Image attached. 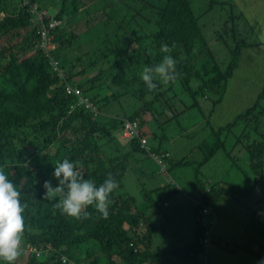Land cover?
I'll return each instance as SVG.
<instances>
[{
	"label": "trees",
	"instance_id": "16d2710c",
	"mask_svg": "<svg viewBox=\"0 0 264 264\" xmlns=\"http://www.w3.org/2000/svg\"><path fill=\"white\" fill-rule=\"evenodd\" d=\"M139 1L134 14L131 8L125 11L129 0L115 1L111 9L112 14H110L109 6H104L103 12L107 18L105 23L108 24V21L115 20L117 15L121 14L126 17V20L132 21L134 15H141L152 25L142 34L134 32V35H130L125 31L126 27H131L127 23L122 21V24L114 30L110 22L108 28L112 30L111 34H105L102 39L106 44L107 53L99 51L98 54H103L102 57L112 54L114 64L119 71L129 66L135 70L142 62L149 63L151 58L159 63L165 55L160 47L162 44H168L171 48L169 54L176 60L177 69L176 79L170 82L179 83L182 87L180 96L190 101L188 105H184L185 108L182 111L177 112L176 119H174L176 115L173 114L172 120L178 123L177 120H180L186 110L199 108L200 101L206 99L209 101V106L207 111L202 113L207 116L206 118H210L215 106L223 99L227 83L237 67L239 52L244 45L238 42L235 47L229 49L227 68L221 70L222 62L217 61L215 49L225 41L220 33L214 36L215 40L210 42L216 44L213 51L206 37L209 24L206 19L200 21L203 16L213 12L217 4L215 0H198L209 2L207 10L204 8L201 13L197 12L191 0ZM64 2L59 11L55 10L57 13H49L41 22L37 13L49 11L45 0H0L2 15L0 42L9 33H12L15 39H19L21 34L18 31L22 29L27 31L26 37L17 42V45L0 47V169L8 171L6 173L8 177L17 188L19 187L22 203L27 205L24 212L25 229L22 238L24 245L29 241L31 243L35 241L37 246H45L46 240H49L57 246L54 235L58 233L56 227L59 223L70 225V228L81 233V253L72 251L67 257L72 264H164V259H170V255L182 264H219L220 261L218 262L214 254H209L204 259L205 248L201 241L204 243L207 238L198 231L196 225L203 231L210 228L211 236L219 237L226 248L228 247L230 257L231 253H238L236 255L239 257L240 252L247 251V245L251 247L255 243L257 246L258 238L264 242V235L259 236L264 231V212L250 204L257 197V202L263 203L264 198V190L260 188V184L259 192H254V188L251 189L252 185L264 179V102L261 101L264 99V90L252 107L238 115L232 124L226 126L230 129L238 123L245 122V126L250 123V128L255 126L256 139L251 142L246 141L245 145L240 142H237L239 143L237 145L235 142L231 149H226L221 138L224 128L217 130L211 128L214 142L209 154L205 155L201 161L192 159L189 161L187 158L191 157L194 147L189 153L179 154V158L173 150L174 156L171 152L172 157L165 166L168 173L160 178V182L165 185L161 189L155 188L151 185L152 176L149 172L140 173V170L132 167L143 166L142 159L148 156L137 138L131 139L127 145L117 148L112 155L108 156L110 154L108 145L99 137H96V141L93 136L95 133L108 132L99 125L103 118L93 119L92 114L83 110L69 112V99L64 95L63 86L66 83L78 84L71 70L79 57L77 55V61L71 63L72 61H68L67 56L63 55L68 52L66 49L68 44L65 45V33H57V28L50 30L46 37L52 34L53 37H49L46 41L40 35L43 32L42 27L46 32L45 26L52 20H62L63 25L68 23L65 16H62L68 0ZM70 5L78 7L80 1L71 0ZM113 9L121 13H113ZM139 18L142 19L140 16ZM133 22L137 25L144 24ZM221 22L226 23L224 20ZM152 27H154L153 30ZM73 37L74 35H71L68 40L70 46L74 43ZM132 44H137L138 50L130 49ZM31 51L33 53L29 55L28 52ZM4 52L8 55L7 59L2 61ZM58 62L61 66H57ZM56 66L57 70H55ZM119 71L114 74V86L128 81L127 77L120 76ZM129 76L135 77V73ZM156 83L158 87L153 90L147 89L144 82H141L134 90L135 97L150 113H155L157 102L163 95L160 82L156 81ZM78 86L81 85L78 84ZM147 95H151L152 98L146 100ZM96 106L102 115L107 116L98 102ZM52 111L55 113L48 119L42 118ZM119 119L113 121L115 125H119L124 120L137 121L140 126L143 124L142 119H139L137 115ZM155 120V126H160L158 116ZM69 129L84 132L77 139L61 138V135L68 133ZM150 129L153 130L152 127H149V131ZM13 132H21V137L20 135L15 137ZM31 135L34 139L30 137ZM140 136H144V133ZM14 138H17L19 145ZM165 139L167 140L166 137ZM163 145L164 143L159 142L155 152ZM49 146H52V151L46 150ZM241 146L247 154L243 165L238 161L239 157H234L237 155L227 161L224 167L220 165L223 159L212 162L217 153L224 151L225 159H228L231 155L230 150L234 151ZM173 149H175L174 146ZM168 151L170 152L171 148ZM152 152H154L153 149ZM63 159L75 161L77 170L84 178L94 179L97 184L102 183L109 175L117 181L119 187L110 196L111 204L107 217L100 214L94 206L87 208L90 215L85 220H81V217H62L63 214L56 206L58 198L50 194L45 195L44 182L50 180L53 186L56 185L57 181L52 177L53 167L57 161ZM232 172L243 173V175L232 176L230 174ZM235 177L240 178L239 181L232 179ZM185 183L186 186H184ZM152 187L154 189L150 191ZM228 199L247 209L246 216L245 211L241 212V216H232L230 208L225 204ZM222 205L225 207L220 209ZM171 206L175 207L176 211L173 210L167 216L173 222L193 218L195 228L190 227L195 235L190 243L185 244L186 233L184 234L180 229L184 235L182 240L177 242L173 240L167 249L159 248L153 257L148 250L139 249L138 252H134L135 245L128 247L133 237L141 243L146 234L151 232L150 228H145V234L141 237L144 230L141 222H145L142 219L146 212L156 216L162 215L164 218V214L171 210ZM204 210H209V213L203 216L201 213ZM235 212L238 213L239 210ZM203 217L207 219L205 223L201 222ZM225 217L229 218L228 223L233 219V222L237 220L242 226L244 218L250 219L252 231L248 233L245 227L237 230L235 224L230 233L232 240H226L217 232L220 224H226L222 222ZM204 224L205 227H203ZM186 230L190 231V228L187 227ZM241 239L244 242H241ZM261 246L264 253V246L262 244ZM213 247L219 249L217 245ZM226 248H223V252H226ZM29 261L30 264H70L57 260L56 253L49 254L47 257L43 256L40 262L34 257H31Z\"/></svg>",
	"mask_w": 264,
	"mask_h": 264
},
{
	"label": "rangeland",
	"instance_id": "374dc122",
	"mask_svg": "<svg viewBox=\"0 0 264 264\" xmlns=\"http://www.w3.org/2000/svg\"><path fill=\"white\" fill-rule=\"evenodd\" d=\"M70 1L66 3V10H64V15L65 18L67 19V24L64 27L63 32L66 35V49L68 52L64 53L63 55L67 56L68 61H72L71 63L77 61V55L79 57V60L75 63V67L71 70V73L74 76V80L78 82L79 85L90 95L94 100L98 102V105L101 107L103 110L104 114H107V117H104L101 120V123L99 125H102L108 132L103 133H95L93 136L99 137L103 139L107 145L108 148L110 149V155H112V152H114L117 148H121L125 145L128 144L129 141H125L119 136V133L117 131V126L112 122V119L116 118H130L133 115H137L139 119H142L143 124V130L146 128L152 127L153 130L150 129V132H148L151 135V138L153 139V142L155 143L156 146L159 145V142L161 144L164 143V147L161 146L159 149H165V150H170V153L172 152L173 154V146H174V153L178 154L177 157L179 158V154H184V153H189L191 152V149L194 147V152L190 154L192 157H188L187 160L191 161L198 160L201 161L205 155L209 154L211 151L213 142H214V137L211 136V129L210 126L213 125L212 121H209V118H206L205 114L203 115V111L206 112L209 106V101L206 100H201L200 105L198 106L199 108H192L188 109L184 112L183 116L180 118V120H177V122L174 121L177 117V112L182 111L185 106L190 103V101H187V98L181 97L182 93V87L179 83L172 84L170 86L169 82L168 83H163L160 82L161 84V92L162 96L160 101L157 102V110L155 113H150L148 112L143 104L135 97L134 90L137 89L140 85L141 82V72L144 66H154L157 64V62L151 58L149 63H144L139 66L137 69H133L132 66H129V68H125L121 71L118 70L116 65L114 64V59L112 54H107L105 57H102L101 55L103 54H98L99 51H102L103 53L106 52V44L102 39H104V35L108 34L110 35L111 31L108 28V25L112 24L114 30L118 25H121L122 21L127 23L130 28L126 27L127 34L134 35L133 33L139 32L142 34L148 28L152 25V23H148L145 18L141 15H134V20L137 22H142L144 24L137 25L134 23L132 20L128 19L126 20L125 16H121V14L117 15L116 19H111L105 23L106 21V16L103 12V7L108 5L109 6V11L111 13L112 5L115 1L117 0H85L83 1V7H77V6H72L70 5ZM81 1V0H78ZM139 0H129V5L126 6L125 11L129 10L131 8L132 14H134L135 9L138 8L139 6ZM192 4H195V9L197 10L198 13H201L203 9L207 10V7L209 5V2H200L198 0H191ZM65 4L64 0H45L46 6H49V13H57L62 7V4ZM44 4V5H45ZM49 4V5H47ZM93 9V10H92ZM57 10V11H55ZM77 10L76 13H74ZM113 13L116 12V9H113ZM231 11L236 13L237 9L235 6V9ZM230 12V7L227 6H216L213 10V12L206 14L203 16V18L200 21H204L206 19L207 24H209L208 29L206 32V37L209 42L210 48L214 51V48L216 47V44L210 43L215 40L214 36L221 34V38L225 41V43H219L220 45L217 46L215 50L217 61L222 62L221 63V70L226 69V65L229 62V49L233 48L237 45V41L239 39H243L245 41L248 40V35L244 32L242 26L240 25L242 22L238 20V18L232 19H227V16ZM116 13H121V12H116ZM92 15V16H91ZM105 16V20L103 17ZM139 16L142 18L140 19ZM220 16H224V18H220ZM2 15L0 14V18ZM124 17V18H123ZM133 17V16H131ZM225 21L226 23H222L221 21ZM240 21L239 25L238 21ZM92 21H94V24L92 25ZM124 23V25H125ZM126 26V25H125ZM152 30L154 27L151 28ZM133 31V32H132ZM21 34V37L19 39H15L12 36V33H9L6 37H3L1 42H0V47L6 46L8 47L10 44L17 45V42H19L21 39L26 37L27 31L26 30H19L18 31ZM121 33V32H120ZM71 35H74V43L70 46L68 43V40L70 39ZM11 38V39H10ZM96 39V40H95ZM91 45V46H90ZM119 47V46H118ZM137 49L138 50V45L137 44H132L130 46V49ZM114 50V49H113ZM117 52V51H116ZM251 53L252 51H248ZM29 55H31L33 52H28ZM107 53V52H106ZM138 53V52H137ZM243 53V52H242ZM7 52H4L2 55V61L7 59ZM240 56V52H239ZM239 59V57H238ZM66 61V60H64ZM217 62V63H218ZM260 61H257L255 58L250 60L248 62L246 58L242 61V64L240 62L237 64L238 72L235 73L234 79L232 82H229L228 87L231 88L233 85L236 87L237 85L242 86L244 89L247 88V84L245 82H242L245 79L246 73H249L255 65H257ZM144 64V65H143ZM219 64V63H218ZM224 67V68H223ZM119 71L120 76L125 78H128V81L122 82L119 86H114V74H116ZM135 73V77L129 76V74ZM174 85V86H173ZM152 98L151 95L146 96V100H150ZM201 99V98H200ZM164 112H163V111ZM55 111H52L48 114H45L42 118L44 120L48 119L51 115H53ZM160 114V115H159ZM173 114H175V118H173ZM159 117V122L161 123L160 126H155V117ZM209 121V122H208ZM227 121H224L223 124H225ZM243 124V129L239 128V125L232 127L228 130H224V132L221 135L222 140L225 143L226 149H231V147L234 145L236 142L243 143L244 145L247 142H251L254 139H256V136H253V133L256 132L254 127L250 128V123L247 124L248 126H245V122ZM26 129V128H25ZM24 129V130H25ZM73 129H69L68 133H65L61 135V138L66 137L67 139H77L79 136L81 137L84 131H76ZM161 132L163 134H161ZM16 135H20L21 137V132L15 133ZM67 134V135H66ZM32 139H34V136H30ZM167 138V140L165 139ZM246 137L247 140H246ZM14 141L16 142L17 145H19V141L17 138H14ZM97 141V139H96ZM188 145H187V144ZM239 143H237L238 145ZM242 144V145H243ZM187 145V146H186ZM241 145V144H240ZM152 147V146H150ZM106 149V147H104ZM47 151H52V146H49ZM229 152V151H228ZM230 157L228 159H225L226 157L224 156V151L220 154H216L212 160V162H217V159H223V163H220L223 167L225 166L224 164H227V161H230L231 158L234 157H239V162L243 165L246 158L247 154L246 151L243 150V147H238L236 150L232 151L230 150ZM148 156L142 159V164L143 166H138V168L132 166L136 170H140V173L142 172H154L155 171V165L153 164L150 154H147ZM174 156V154H173ZM223 157V158H222ZM141 158V157H140ZM131 165V164H129ZM246 168V166H244ZM130 171V170H129ZM243 172V171H242ZM232 176L237 175L241 177L242 174H239L238 172L235 173H230ZM249 175V174H248ZM235 177L232 178L234 180L239 181V179ZM152 181L151 185L154 186L156 185L157 182H159L158 178L156 179H150ZM159 187V185L155 186ZM264 187V186H263ZM127 191H129L128 188H125ZM226 207L230 208L231 215L236 216L239 215L241 216V212L245 211V214H247V209H245L242 205L237 204L231 199H228L227 202L225 203ZM225 206L222 205L220 209L224 208ZM239 210L238 213L235 211ZM173 210H170L164 214V218L162 215L156 216L154 215L153 217V222H154V235H153V240H152V245L151 247L153 248L152 251L158 252L159 250L156 249V247H163L164 249H167L169 247L168 244L172 242L173 239L169 234L163 235L160 233L163 229L167 231V227L170 226L168 224L167 220H170L168 218V214H171ZM223 212V210H222ZM228 216L227 214H225ZM172 220V219H171ZM174 220V219H173ZM228 217H225L222 219V222H225L226 224L222 223L218 227L220 229L217 231L219 235L223 236L226 238V240H232V235H230L231 231L235 227L237 230H241L242 227L246 228V231L248 233L251 232L252 228V223L245 224L242 226V224L238 223L237 220L233 222V219L228 223L229 221ZM176 221V220H174ZM183 224V226L187 225V219L180 220ZM244 222V220H242ZM172 224V223H171ZM171 227V226H170ZM186 233V240L184 241L185 244H188L191 242L193 239L192 235V230L191 232L188 230H184ZM145 234V230H143L141 236ZM167 234V232H166ZM176 235V232H175ZM184 235L180 236V238L176 239L175 241L177 242L178 240H182ZM241 242H244L241 239ZM238 244V242H236ZM248 248V245L246 246ZM250 249L257 251L258 253H261V249H258V247L255 245L251 246ZM170 259L166 258L164 259V264H182L177 258H174L173 256L170 255ZM250 261H254L253 258L249 257ZM21 261V262H20ZM26 262L20 258L18 261V264H25Z\"/></svg>",
	"mask_w": 264,
	"mask_h": 264
},
{
	"label": "clouds",
	"instance_id": "9594fccd",
	"mask_svg": "<svg viewBox=\"0 0 264 264\" xmlns=\"http://www.w3.org/2000/svg\"><path fill=\"white\" fill-rule=\"evenodd\" d=\"M223 3H217V4H223ZM24 4L25 3L23 2V5ZM217 4L216 6H220ZM78 7L82 8L81 3ZM33 10L35 9L33 8ZM76 12L77 11H75L74 13ZM37 14L39 20L42 22L44 18L47 17L49 12L41 11L38 12ZM221 17L224 18V16ZM103 19L105 20V16L103 17ZM227 19H230V17L227 16ZM63 20L66 22L65 19ZM93 24L94 21H92V25ZM45 27H46V35H47L50 32V30L55 28H57V33L63 32L65 25H63L62 20H52ZM42 29H44V27H42ZM40 35L42 34L40 33ZM49 37L52 38L53 34L47 37L44 35L45 41ZM160 50L161 52L165 53V55H163L162 57V60L154 66H147V65L144 66L141 72V80L144 82L147 89L149 90H153L158 87L156 81L168 83L170 81H174L177 76L176 60L173 58L172 55L169 54L171 52L170 46L168 44H162ZM58 65H60L59 62L57 66ZM62 73L66 77L63 71ZM67 87H70L73 91L68 93ZM63 90H64V95L69 99V103H68L69 112H74L75 110H83L92 114L93 119L97 117H102V118L107 117L102 115L101 112L98 110L96 106L97 101L94 100V98H92V96H90L81 86H78V84L72 85L70 83H66L63 86ZM78 92L79 94H76ZM114 120L115 119H112V122ZM127 123L136 125L134 127V132L130 136L124 135V128H125V124ZM232 123L233 122L228 123L227 125ZM116 126L119 136L122 139H124L125 141H130L131 139L137 138L140 142V145L144 147L145 152L151 155L150 158L153 164L155 165V171L153 173L150 172L152 176L151 179L158 178L159 182H157L156 185L154 186L159 185V188L161 189V187H163L165 184L163 182H160L161 180L160 178H162L163 175L168 173V169H166L165 166L166 164L169 163L172 154L165 149H158L155 152L157 146L153 142L151 135L148 133L150 132L149 128L143 130V127L139 125V122L124 120L123 122H121L119 125ZM226 126L223 127L225 131L228 130ZM212 129L215 130L214 128ZM141 133H144V136H140ZM256 133L257 132H254L253 136H256ZM152 149L154 150V152H152ZM7 172L8 171H4L3 169H0V264H18L20 258L26 262L25 264H30L29 259L31 257H34L36 261L40 262L43 256L47 257V255L54 253L57 254V260L61 261L62 263L69 262L70 264H72L70 261L67 260V257L72 253V251L81 253L82 245L80 243L81 233L78 232L76 229L70 228V225L66 226L62 223H59V226L56 227L58 233L54 235V238L57 242V246L52 242H50L49 240H46L47 243L45 242V246L43 245L37 246L35 241L32 243L29 241L28 244L24 245V240L22 241V238L25 229L24 212L27 205L25 203H22L21 192L18 190L19 187L17 188L15 183L8 177V175L6 174ZM52 177L57 181L56 185L53 186L50 180H46L44 182L43 187L46 189L45 195L50 194L58 198L56 206L59 208L61 214H63L62 217H67V216L71 218L81 217V220H85L89 218L90 214L87 211V208H89L90 206H94L95 209L104 217H107L109 215V207L111 204L110 196L119 187L117 181L113 179L111 175H109L106 179H104L102 183L97 184L94 179L84 178L81 172L77 170V164L75 161L69 159H63L62 161L56 162L55 166L53 167ZM259 184L261 185L260 186L261 189L264 190L263 187L264 179L261 182L259 181L256 184L252 185L251 189L254 188L253 189L254 192H259L258 190ZM153 189H154L153 187L150 188V191ZM254 192L251 193L253 194ZM257 199L258 197L252 200L250 204L254 207L259 208L264 212V198L262 199L263 203H258ZM171 207H172L171 210L176 211L175 207L173 206ZM208 213L209 210H204L202 211L201 214L204 216L207 215ZM154 215L155 214L146 212L145 217L142 219V221L145 222H141L142 224L141 227L144 230L145 228L151 229V232L146 234L145 238L143 239V242L141 241L140 243V241L139 242L137 241L136 237H133L132 238L133 241L131 240L130 243H128V247H131L132 244L135 245L134 252H138L139 249L148 250L150 251L152 257L156 253L152 251L153 248L151 247L153 235L155 232V230L153 229ZM205 220L207 219L203 217L201 222L205 223L204 222ZM66 221L69 222V220ZM167 221L171 227L168 226L167 231L165 229L160 231L161 234L167 236L169 234L173 239L176 240L180 238L181 235H183L180 232V229L184 232V230H186L187 227H189L190 232L192 230V235L194 238L195 232L190 227V226L194 227L195 225L193 218L189 217V220L187 219V225L185 226H183L181 221L177 222L176 220L173 222L171 219ZM246 223L249 224L252 222L250 219L244 218V225ZM196 227L198 231L199 232L201 231V234H203L207 238L205 239L204 243L201 241L202 246L205 248V250L203 251L204 259H206L209 256V254L211 255L213 250H217L222 253H228V254L230 253L229 251H227L228 247L226 248L225 243L219 237L211 236L210 228L204 229L203 231V229L200 226H199L200 228L197 225ZM203 227H205V224L203 225ZM262 235H264V231L259 236ZM258 239H257V243H258L257 247L258 249H261V253H258L257 251L250 249V247L247 248V251L250 252L251 255L250 257L254 259V261L252 262L249 260L248 255L246 256L247 262H249L250 264L254 262H258V264H264V253H263V247L261 246V244L264 246V242ZM136 241L137 243H135ZM48 243H50L53 247ZM214 245H217L220 250L217 249L216 247H213ZM159 248L164 249L163 247H158V246L156 247L157 250H159ZM223 248H226L225 249L226 252H223ZM231 257L235 260H238V258L241 257V255L239 257L238 255H231ZM219 264H229V262L225 260V261H220Z\"/></svg>",
	"mask_w": 264,
	"mask_h": 264
},
{
	"label": "crops",
	"instance_id": "0c3cea01",
	"mask_svg": "<svg viewBox=\"0 0 264 264\" xmlns=\"http://www.w3.org/2000/svg\"><path fill=\"white\" fill-rule=\"evenodd\" d=\"M83 1L85 0L80 1L81 6L83 5ZM215 1L217 3L224 2L223 4L217 5L230 7L228 16L232 19L238 18V20L242 22L240 25L244 32L248 35L247 41L243 42V39L237 41L244 45L240 50L238 63L240 62V64H242L244 58H246L248 62H250V60L252 61L253 58L260 61L249 73H246L245 79L242 81L247 84L246 89L240 85H237L236 87L233 85L231 88H226L222 101L215 106L214 112L209 118V121L211 120L213 123V125L210 126V129L214 128L216 130L219 129V127L226 126L228 123L234 122L238 115L244 113L258 101L259 95L264 90V0ZM235 6L237 11L234 15L231 9L234 10ZM220 18L222 17L220 16ZM240 21H238V24L236 25H239ZM248 51L252 52L249 53ZM239 69L240 68L237 66L233 70L227 86L229 82H232L235 73L238 72ZM261 101L264 102V99ZM227 120L228 122L223 124L224 121ZM237 125H239V128H242L243 124L238 123L236 126ZM184 186H186V183ZM212 254H214L218 262L227 260L229 264H250L246 259L247 255L249 257L251 256L249 251L240 252L239 255H241V257H239L238 260L231 258L228 253H222L217 250H213ZM236 254L238 253H231V255ZM252 264H258V262Z\"/></svg>",
	"mask_w": 264,
	"mask_h": 264
},
{
	"label": "built area",
	"instance_id": "2783aa9c",
	"mask_svg": "<svg viewBox=\"0 0 264 264\" xmlns=\"http://www.w3.org/2000/svg\"><path fill=\"white\" fill-rule=\"evenodd\" d=\"M41 34L43 35V38H44V35L46 36V32H44V29H43V32H41ZM56 64H57V63H56ZM55 69L57 70L58 67L56 66ZM72 91H73V90H72L70 87H67V92H68V93H70V92H72ZM76 94H79V92L76 93ZM81 102H82V100H81ZM135 126H136L135 124H129V123L125 124L124 135H125V136H130V135H132V133L134 132V127H135Z\"/></svg>",
	"mask_w": 264,
	"mask_h": 264
}]
</instances>
